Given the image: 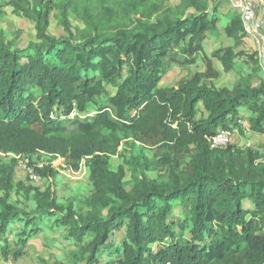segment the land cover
I'll return each instance as SVG.
<instances>
[{"label": "trees", "instance_id": "16d2710c", "mask_svg": "<svg viewBox=\"0 0 264 264\" xmlns=\"http://www.w3.org/2000/svg\"><path fill=\"white\" fill-rule=\"evenodd\" d=\"M97 1L113 22L111 31L75 41L67 9L75 10L76 0H9L13 12L34 20L38 42L12 47L0 31V152H42L72 169L84 160L92 191L84 208L63 206L50 162L31 164L45 181L40 189L15 184V158L0 159V236L24 215L32 225L21 231L22 248L38 232L37 221L55 216L85 264H98L105 251L117 255L105 264H264V162L232 143L210 144L220 129L239 125L243 106L250 131L264 135V81L218 87L196 72L176 87L159 85L166 57L179 65L201 58L209 75L215 74L213 58L225 71L241 68L236 57L244 51L231 45L205 51V34L218 33V1L179 0L174 7H165L164 0ZM54 7L61 9L67 32L62 37L47 29ZM119 14L132 26L118 22ZM224 31L231 38L245 33L240 13L228 17ZM199 103L203 118H196ZM91 107L94 115L69 124L54 114L58 108L69 114ZM129 139H153L166 149L158 160L164 180L150 178L145 161L134 158L132 185L125 187V169H113L110 157ZM191 149L182 169L177 155ZM15 188L34 201L30 211L12 201ZM177 200L183 217L169 219ZM122 228L124 237L115 245L111 238Z\"/></svg>", "mask_w": 264, "mask_h": 264}, {"label": "rangeland", "instance_id": "374dc122", "mask_svg": "<svg viewBox=\"0 0 264 264\" xmlns=\"http://www.w3.org/2000/svg\"><path fill=\"white\" fill-rule=\"evenodd\" d=\"M33 0H29L32 3ZM55 1V0H53ZM63 2V0H61ZM219 5V21L217 23L218 33H206L203 39V45L207 54H211L215 49L222 45H231L235 51H244L246 55L236 57L240 69H231L225 71L220 62L213 58L212 64L215 74H207L206 65L201 58L189 65H179L165 58V71L163 72L159 85L166 87H176L181 81L192 77L196 72L204 73V80L218 87H233L238 83H254L257 84L264 81V7L260 11L255 12L254 21H259L260 25L251 32H245L238 38L228 37L224 31V25L228 17L234 13H240L241 7L235 3L237 0H217ZM250 0L244 1L250 8ZM179 0H164L165 7H174ZM264 3V1H263ZM252 9V8H251ZM61 9L54 7L49 13L48 32L56 37L67 35L60 21ZM89 15V16H88ZM67 17L69 19L73 38L75 41L84 40L89 34L96 32H109L112 29V23L106 21L100 3L97 0H76V9H67ZM87 17V18H86ZM120 17L118 22L129 23L131 21ZM134 19L136 16H132ZM90 21H88V20ZM0 31L2 37L10 46L25 47L31 43L38 42L36 37L35 22L33 19L12 11L9 0H0ZM248 55H252L249 58ZM179 56V55H178ZM258 61V64L255 61ZM257 71L253 70L257 67ZM109 92L114 94L116 89L108 86ZM132 111L131 113H133ZM96 113L95 107H91L87 112L76 113L71 111L69 114L58 108L55 116H59L69 124L75 119L86 120L88 117ZM248 115L247 108L243 106L240 109L239 125H232L227 129H220L219 133L225 132L228 143H232L243 150L244 153L252 151L255 162H264V135L250 131L246 117ZM206 116V111L202 104L199 103L196 111V118ZM74 128V125H70ZM226 145V144H225ZM222 145V146H225ZM118 153L110 157V163L113 169L118 165H122L125 169L123 180L125 187L129 189L132 185L131 165L134 158L144 160L148 169L145 170L150 178L164 180L166 178V170L158 165V160L166 149L159 146L153 139L143 143L133 139L123 140L118 146ZM193 149L186 153L177 155L180 167L186 168L189 163L190 155ZM15 158L16 165L13 174L14 183H22L24 187L29 185L43 189L45 181L39 177L34 179L31 175L32 163L41 166L50 162L57 170L56 175V195L57 200L63 206L72 203L75 209L79 210L85 207V200L92 191L90 173L83 160L77 169L68 167L61 157H53L49 154L37 152L31 156L15 155L12 153L0 152V159L3 162H9ZM12 201L25 212L30 211L34 207V201L27 195L24 189L16 192V188L12 190ZM33 193V191H30ZM31 195V194H30ZM248 205V204H247ZM183 204L177 200L173 202V208L169 219L176 220L183 217ZM55 216H46L37 221L38 232L33 233L26 241L22 248L18 240L22 238L21 231H28L31 225L26 224L25 216L23 218L12 221L5 234L0 236V264H85L79 256L78 246L75 241L70 238L67 233V227L58 224ZM178 231V229H176ZM182 237L187 238L188 233ZM124 228L116 231L111 238L116 245L124 237ZM159 246L158 243L153 244L154 248ZM19 254H15L16 252ZM117 258L116 254L105 251L100 257L98 264H105Z\"/></svg>", "mask_w": 264, "mask_h": 264}, {"label": "built area", "instance_id": "2783aa9c", "mask_svg": "<svg viewBox=\"0 0 264 264\" xmlns=\"http://www.w3.org/2000/svg\"><path fill=\"white\" fill-rule=\"evenodd\" d=\"M244 1L246 0H237L235 4L241 7L240 15H241V19L244 25L245 32H251L252 30H255L257 26L260 25L259 21H254L255 3L263 2L264 0H250L249 2H250L252 9L247 4H245ZM227 142H228V138L226 137L225 132L219 133L218 131L213 137L210 138L211 146H222V145L227 144ZM30 176H32L34 179L39 178V176L35 174L33 171L31 172Z\"/></svg>", "mask_w": 264, "mask_h": 264}, {"label": "crops", "instance_id": "0c3cea01", "mask_svg": "<svg viewBox=\"0 0 264 264\" xmlns=\"http://www.w3.org/2000/svg\"><path fill=\"white\" fill-rule=\"evenodd\" d=\"M256 2V1H255ZM262 6L264 7V3L263 2H256L255 3V8H254V11L257 12V11H260L262 9Z\"/></svg>", "mask_w": 264, "mask_h": 264}]
</instances>
